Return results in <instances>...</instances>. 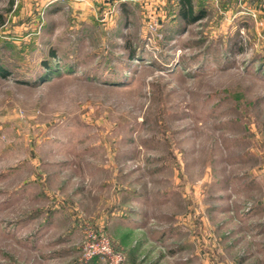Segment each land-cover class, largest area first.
I'll return each instance as SVG.
<instances>
[{"label": "rangeland", "instance_id": "1", "mask_svg": "<svg viewBox=\"0 0 264 264\" xmlns=\"http://www.w3.org/2000/svg\"><path fill=\"white\" fill-rule=\"evenodd\" d=\"M203 6L148 40L140 5L0 0V264H107L87 229L122 264H264V0Z\"/></svg>", "mask_w": 264, "mask_h": 264}, {"label": "crops", "instance_id": "2", "mask_svg": "<svg viewBox=\"0 0 264 264\" xmlns=\"http://www.w3.org/2000/svg\"><path fill=\"white\" fill-rule=\"evenodd\" d=\"M34 4L33 10L28 12L30 16L35 14L37 10L42 9L45 13L52 14L66 11L69 18L77 22H87L94 19L101 21L102 16L104 20L102 24L111 25L123 15L128 19L131 13V7L134 5L138 8V0H31ZM195 3H211L218 2L219 0H193ZM160 8H166L172 15L176 14L177 0H155ZM163 10V9H162ZM171 10V11H170ZM166 11V12H167ZM163 12H165L163 10ZM170 13V14H171ZM171 15V16H172ZM34 16V15H33ZM166 13L164 14L165 17ZM30 19L32 16L29 17ZM127 21V20H126ZM126 26L123 27L126 28Z\"/></svg>", "mask_w": 264, "mask_h": 264}, {"label": "built area", "instance_id": "3", "mask_svg": "<svg viewBox=\"0 0 264 264\" xmlns=\"http://www.w3.org/2000/svg\"><path fill=\"white\" fill-rule=\"evenodd\" d=\"M138 3L143 10V17L147 24V31L150 34L148 40L161 37V19L163 10L155 2V0H138ZM36 12L37 17H42V9ZM39 17V18H41ZM37 19V18H36ZM101 20H104L102 16ZM40 25V24H39ZM83 250L87 258H100L107 264H122L123 255L118 250H115L111 245L106 235L97 233L90 229L85 230L82 241Z\"/></svg>", "mask_w": 264, "mask_h": 264}, {"label": "trees", "instance_id": "4", "mask_svg": "<svg viewBox=\"0 0 264 264\" xmlns=\"http://www.w3.org/2000/svg\"><path fill=\"white\" fill-rule=\"evenodd\" d=\"M233 1H239V0H233ZM249 3H255L262 0H246ZM12 1L10 2V4ZM218 3L220 5L223 4H230L232 3V0H219ZM204 3H195L193 0H177V8H176V17L177 19L184 20L187 24L194 23L196 21H199L203 19L207 13L204 8ZM163 10H165L163 8ZM166 15H169L168 12ZM4 18L3 15L0 13V25H2ZM50 55H53V52H50ZM132 51L130 52L129 56H132ZM4 70V69H3ZM2 75L6 74V71H2Z\"/></svg>", "mask_w": 264, "mask_h": 264}]
</instances>
